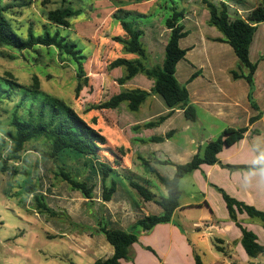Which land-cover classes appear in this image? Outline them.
<instances>
[{
	"label": "rangeland",
	"instance_id": "rangeland-1",
	"mask_svg": "<svg viewBox=\"0 0 264 264\" xmlns=\"http://www.w3.org/2000/svg\"><path fill=\"white\" fill-rule=\"evenodd\" d=\"M31 1L33 3L29 8L13 7L5 12L16 32L26 38L30 26L36 36L43 35L46 30L51 34L58 30L61 36L75 42L87 57L84 69L89 78L88 84L77 92L80 80L76 63L55 47L36 46L32 50L19 51L2 44L0 82H3L6 73L13 74L23 86H31L37 77L40 81V98H56L72 106L90 126L106 137L107 144L102 147L98 158L91 159L65 154L58 160H47L44 153L50 151L48 140L25 143L23 149L17 151L11 121L16 106L24 98L15 92L12 99L0 104V264H89L93 257L73 243L69 238L72 232H68V236H58L59 232L53 228V223L60 226L65 217L69 220L68 212L77 213L76 209H80L82 214L88 212L84 219L100 225H106L110 219L107 215L110 208L118 219L131 211L136 219H140L146 216L142 208L153 213L157 205L154 200L145 201L131 187V181L148 188L156 199L167 196L166 188L143 164V160L151 162L160 174V168L165 173L175 171L172 166L157 163L160 157L153 148L155 145H151L156 154L153 156L148 155L149 146H146L149 143H162L148 140L165 137L155 129L163 125L174 112L166 113L167 107L162 98L153 92L154 81L145 71L122 84L120 80L127 73L125 68H110V64L118 58L140 60L146 69L162 65L171 33L165 22L171 15L172 4L170 0H72L66 6L79 10V13L71 19V26L65 28L47 18L49 10L63 7L61 0H51L48 5H43V0ZM219 1L214 0L216 3ZM10 2L2 0L3 4ZM228 4L232 18L247 20L251 12L260 6L261 0H230ZM200 7L205 9L201 0H183L181 5L188 15L193 10H200ZM189 19L196 21L191 15ZM121 20L143 31L141 42L146 49L145 59L128 53L125 44L116 41L117 37L127 38ZM188 21L184 19L183 23L186 25ZM198 21L200 25L205 22L203 18ZM186 30L190 34L182 41L183 44L189 46L196 43L197 49H201L203 41L200 42L199 28L190 23ZM261 32H264V24ZM229 50L230 54L226 53V57L234 62L237 57ZM134 89L150 93L138 111H131L127 103L116 109L97 108L113 96ZM32 99V95L30 99H24V105L18 109L20 117L27 113ZM179 128L177 136L164 144L169 149L167 155L170 159H174L172 149L190 150L193 148V139L205 136V132L191 121L186 120ZM143 140L148 143H143ZM100 164L111 168L108 177L100 172ZM60 166L66 168L76 180L92 188L91 199L85 198L79 191L71 190L58 175ZM183 184L187 191L192 189L191 182ZM114 186L116 192L110 201H105V192ZM40 198H45L49 203L51 214H62L61 218L51 217L50 213L38 210ZM194 235L192 237L195 240ZM207 244L212 245V242ZM204 252V263L213 262V252L207 249ZM257 260L264 263V256ZM235 261L244 264L239 258H235Z\"/></svg>",
	"mask_w": 264,
	"mask_h": 264
},
{
	"label": "crops",
	"instance_id": "crops-1",
	"mask_svg": "<svg viewBox=\"0 0 264 264\" xmlns=\"http://www.w3.org/2000/svg\"><path fill=\"white\" fill-rule=\"evenodd\" d=\"M199 9L187 14L185 19L189 20L187 24L193 23L199 28L200 42L203 41L201 49H197L196 43L187 46L182 42V47L188 51L186 58L177 65L176 77L189 91V104L197 112V119L193 123L205 132V136L193 139L190 150L172 149L174 159H170L167 155L169 149L164 144L177 136L180 124L183 125L187 119L182 108L172 111L166 106V113H174L155 130L159 131V135L166 136L168 132L173 135L162 143L147 144L148 155L153 156L157 152L160 161L169 159L177 164H186L198 152H203L210 141L221 136L225 129L244 128L246 132L241 141L222 149L218 163L202 165L199 170L183 177L179 207L171 221L160 223L148 232L140 230L137 233L138 241L130 247L128 258L121 264H197V258L205 264L202 252L206 249L213 252L214 261L210 264H238L235 258L244 264H264L258 262L260 256L250 258L241 243L242 229H245L255 234L257 242L264 246L263 222L240 212H236L237 222L234 221L224 199L226 194L264 212V170L236 168L264 165V32H261L264 23L259 25L250 48L251 62L257 67L251 84L246 79L249 71L241 66L238 58L230 62L226 57V53L230 54L229 48L233 51L231 46L214 40L223 36L207 24L208 11L202 7ZM190 15L196 21L190 20ZM199 18L205 20L203 25H200ZM234 72L239 76L236 77ZM151 145H155V152ZM162 170L160 168L159 171L169 176L175 173ZM187 177L188 182L185 180ZM189 182L192 189L187 191L183 183ZM142 209L146 216L162 212L158 206L153 213ZM109 210V226L116 225L128 230L137 220L131 214L133 211L118 219L112 209ZM76 212H68L69 220L65 217L60 226L57 222L53 223V228L60 234L58 236H68V232H72L69 238L73 243L93 257L89 264L111 257L114 248L99 231L105 225L84 219L88 212L82 214L80 209H76ZM193 212L198 214L191 215ZM191 233L195 234V240ZM208 242H212V245L208 246Z\"/></svg>",
	"mask_w": 264,
	"mask_h": 264
},
{
	"label": "trees",
	"instance_id": "trees-1",
	"mask_svg": "<svg viewBox=\"0 0 264 264\" xmlns=\"http://www.w3.org/2000/svg\"><path fill=\"white\" fill-rule=\"evenodd\" d=\"M61 1L64 4L63 7L49 10L47 12V18L58 26L69 28L71 26V19L78 15L79 10L66 6L67 3L71 4L72 0ZM170 1L172 4L171 15L168 16L165 24L171 33L165 48V59L162 65L152 69H146L140 60L118 58L110 64V68H125L127 73L120 80L122 84L145 71L146 75L154 81L153 92L164 100L166 106L172 111L177 108H182L185 118L188 121L194 122L197 119V112L195 107L189 104V91L184 85L179 83L176 77L177 65L186 58L188 51L182 47V41L189 35L183 23L187 15V10L181 8L183 0ZM201 2L209 13L207 24L216 28L223 36V38L214 40L227 43L231 46L241 66L248 69L249 72L246 79L252 84L257 67L256 64L251 62L250 48L259 25L264 23V0H261L260 6L251 12L247 20L240 17H231L229 11L230 6L228 4L230 0H220L218 3L214 2V0H201ZM32 3L31 0H11L10 3L3 4L2 0H0V44L19 51L32 50L36 46L57 48L61 53L76 63L77 77L80 80L77 92H80L88 84L89 80L84 69V62L87 57L83 53V50L75 42H70L67 38L61 36L58 30L54 34L46 30L43 35L36 36L33 28L30 26L28 35L25 38L16 32L5 14L9 8H29ZM42 3L43 5H48L51 3V0H43ZM120 23L122 29L127 34V38L117 37L115 38L116 41L124 43L128 53L136 54L141 59H145L146 49L141 42V37L144 34L143 31L134 28L130 22H126L125 20H121ZM234 75L236 77L239 76L236 72H234ZM4 76L3 82H0V104L5 100L12 99V95H15V92L20 93L21 97L25 100L30 99V95L34 96V99H32L27 108V113L23 117L18 115V109L24 105V99L16 106L17 109L12 116L11 125L15 131L13 138L17 151H21L25 143L48 140L50 143V151L44 153L47 160H58L60 156L65 154H72L79 158H98L99 152L103 149L102 147L107 144V139L98 130L90 126L72 106L56 98H40L38 96L40 81L37 77L34 78V83L31 86H23L15 80L13 74L6 73ZM149 96V92L141 89L123 91L97 108L116 109L123 103H127L129 109L136 112L147 101ZM245 132L246 129L244 128L225 129L221 136L210 141L203 152H198L186 164L156 160L159 164L174 167L175 173L172 177L160 174L151 162L143 160V164L164 185L167 196L156 199L148 188L137 182L131 181V187L145 201L149 202L154 200L162 212L159 215L151 214L137 219L128 230L116 225L109 226L107 221L106 225L99 231L105 235L107 241L113 246L114 254L107 259L97 260L93 264H121L123 260L128 258L130 247L138 241L137 233L140 230L148 232L160 223L170 222L175 210L179 207V199L182 194L180 182L183 177L199 170L202 165H214L218 163V155L222 149L241 141ZM171 136L172 134L169 133L165 137H154L148 141L164 142L165 139H169ZM142 142L148 143L145 140ZM100 167L102 175L108 177L112 171L111 168L106 164H100ZM236 168L264 170V165L249 167L237 166ZM58 175L64 182L68 183L72 191L81 192L87 199L92 198V188L85 182L76 180L63 166L59 167ZM115 186L105 192V201L111 200L116 192ZM40 199L41 202L38 204V210L50 213L51 217L61 218L62 214L56 212L51 214V207H48L49 203L46 202L45 198ZM224 199L231 219L237 222L236 212L246 213L251 218L260 219L264 226V212L240 203L226 194H224ZM88 210L91 209L89 208ZM104 220L106 219L104 218ZM237 225L240 226L239 223ZM242 233L241 243L247 255L250 258H257L264 255V246L257 242L255 234L245 229H242ZM197 264H203L199 258H197Z\"/></svg>",
	"mask_w": 264,
	"mask_h": 264
},
{
	"label": "clouds",
	"instance_id": "clouds-1",
	"mask_svg": "<svg viewBox=\"0 0 264 264\" xmlns=\"http://www.w3.org/2000/svg\"><path fill=\"white\" fill-rule=\"evenodd\" d=\"M262 158H264V157H262Z\"/></svg>",
	"mask_w": 264,
	"mask_h": 264
}]
</instances>
